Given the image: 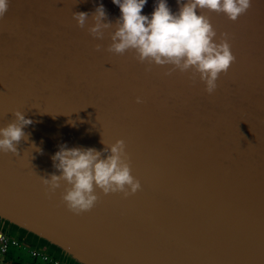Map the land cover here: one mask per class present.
Here are the masks:
<instances>
[{"label": "water", "instance_id": "water-1", "mask_svg": "<svg viewBox=\"0 0 264 264\" xmlns=\"http://www.w3.org/2000/svg\"><path fill=\"white\" fill-rule=\"evenodd\" d=\"M100 3L113 28L96 40L88 29ZM75 12L89 13L83 29ZM199 14L217 40L230 34L236 57L211 96L191 72L166 76L134 52H107L120 16L112 0H10L0 20V128L15 111L33 124L19 156L0 152L2 230L72 264H264V0L237 22ZM102 139L125 141L142 190L124 199L97 189L94 209L74 215L63 188L46 195L39 177L59 175V146L102 151Z\"/></svg>", "mask_w": 264, "mask_h": 264}, {"label": "clouds", "instance_id": "clouds-1", "mask_svg": "<svg viewBox=\"0 0 264 264\" xmlns=\"http://www.w3.org/2000/svg\"><path fill=\"white\" fill-rule=\"evenodd\" d=\"M120 10L111 33V44L107 52L123 56L135 53V59L149 66L167 67L164 74L175 72L192 73L191 80L205 85L204 91L213 95L221 75H226L236 57L232 52L231 36L219 34L208 16L199 14L207 10L225 15L230 21L237 22L246 15L252 0H177L179 10L173 12L167 0H156L151 15L142 11L148 0H112ZM10 0H0V20L9 11ZM73 19L83 29L88 22L89 13L75 12ZM94 26L88 29L96 40L105 38V31L113 28L103 3L92 13ZM102 46L96 45V51ZM146 71H151L148 67ZM137 104L143 100L137 97ZM15 119L6 127L0 128V152L19 156L18 146L27 137L24 129L33 124L21 111L13 113ZM70 123H72L70 121ZM102 151L95 148L59 146L52 156L53 167L59 173L39 177L46 195H54L63 188L61 200L66 209L74 215L90 212L99 202L97 189L105 196L120 194L124 199L142 190L138 179L132 175L131 157L124 140L105 144ZM35 146V145H33ZM38 151H40L38 149Z\"/></svg>", "mask_w": 264, "mask_h": 264}, {"label": "built area", "instance_id": "built-area-1", "mask_svg": "<svg viewBox=\"0 0 264 264\" xmlns=\"http://www.w3.org/2000/svg\"><path fill=\"white\" fill-rule=\"evenodd\" d=\"M12 249H26L38 264H72L65 260L51 257L41 251L25 246L19 239L7 234L0 228V250L3 253L9 252Z\"/></svg>", "mask_w": 264, "mask_h": 264}, {"label": "flooded vegetation", "instance_id": "flooded-vegetation-1", "mask_svg": "<svg viewBox=\"0 0 264 264\" xmlns=\"http://www.w3.org/2000/svg\"><path fill=\"white\" fill-rule=\"evenodd\" d=\"M13 250L15 249H12L6 253H3L0 250V264H38L33 258L31 261L28 259V257H22L19 255V253H16Z\"/></svg>", "mask_w": 264, "mask_h": 264}, {"label": "rangeland", "instance_id": "rangeland-1", "mask_svg": "<svg viewBox=\"0 0 264 264\" xmlns=\"http://www.w3.org/2000/svg\"><path fill=\"white\" fill-rule=\"evenodd\" d=\"M13 251L16 252V253H19V255L22 256V257H28V259L32 261V258H31V256L29 255V253H28V251L26 249H21V250L15 249ZM24 260H26V259H24Z\"/></svg>", "mask_w": 264, "mask_h": 264}]
</instances>
